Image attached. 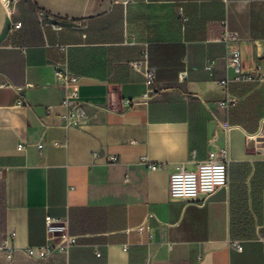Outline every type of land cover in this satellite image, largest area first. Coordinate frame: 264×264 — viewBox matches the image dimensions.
<instances>
[{
  "label": "crops",
  "instance_id": "0c3cea01",
  "mask_svg": "<svg viewBox=\"0 0 264 264\" xmlns=\"http://www.w3.org/2000/svg\"><path fill=\"white\" fill-rule=\"evenodd\" d=\"M145 51L165 88L150 100L130 65ZM61 64L78 79L83 128L62 126ZM262 75L264 0H0V264H264V233L241 235L264 218V144L249 138ZM224 148L228 188L205 203L171 198L177 167ZM47 216L67 220L77 245L40 260L27 250L50 243Z\"/></svg>",
  "mask_w": 264,
  "mask_h": 264
},
{
  "label": "built area",
  "instance_id": "2783aa9c",
  "mask_svg": "<svg viewBox=\"0 0 264 264\" xmlns=\"http://www.w3.org/2000/svg\"><path fill=\"white\" fill-rule=\"evenodd\" d=\"M7 3L10 0H5ZM224 27L221 41L229 44L237 40V35L228 30L227 22H222ZM21 23L14 25L15 29L21 28ZM56 30H60L56 28ZM66 50V47H62ZM228 68L236 74V81H241L244 72L241 65V55L238 51H233L227 58ZM131 67L144 77L147 92L143 96V100H150L151 98L161 94L165 91V88L157 86V76L155 70L150 63V57L147 51H145L138 60L131 62ZM57 76L62 80L64 86L67 89V95L61 105L62 113L61 120L62 126L65 129L68 128H83L88 124V117L85 111L84 103L79 99V93L77 90L72 89L78 83V79L71 77L67 64H61L56 68ZM187 76V72L180 73V81H184ZM264 80V75H262ZM245 80H251L246 78ZM229 80H223L219 83L220 86L227 87ZM235 100L227 96L226 100L221 103L223 107L234 104ZM132 104L133 102H127ZM20 102L19 105H22ZM249 138L253 141H257L264 144V118L260 120L259 128L256 134L250 135ZM38 148L43 149V145L39 144ZM24 146L20 145L19 150H23ZM98 157L95 154V158ZM113 163L118 161L117 157L111 159ZM141 162H146L145 158H141ZM230 153L229 148H224L218 153H210L209 157L205 161L197 163V167L194 170H188L185 167H177L170 177V196L173 200L183 201L186 203H205L212 196L219 191L228 188L229 186V167H230ZM152 170H157L158 166H150ZM47 233L50 236V243L38 248L37 250L29 248L27 254L30 257H37L40 260H45L51 257L55 251H58L62 255H68L69 251L77 245V237L73 236L69 230V222L67 220H58L51 216L46 218ZM147 223L140 225L136 228L137 232L143 234L149 230ZM16 233H11V237H15ZM233 246L239 251H243V245L241 242H233ZM14 249L7 248V257L12 259ZM98 256L101 254L98 253ZM146 264H153V260L150 258Z\"/></svg>",
  "mask_w": 264,
  "mask_h": 264
},
{
  "label": "rangeland",
  "instance_id": "374dc122",
  "mask_svg": "<svg viewBox=\"0 0 264 264\" xmlns=\"http://www.w3.org/2000/svg\"><path fill=\"white\" fill-rule=\"evenodd\" d=\"M257 231L264 233V218L258 224L248 218L246 224L241 227V235L243 237L253 236Z\"/></svg>",
  "mask_w": 264,
  "mask_h": 264
}]
</instances>
